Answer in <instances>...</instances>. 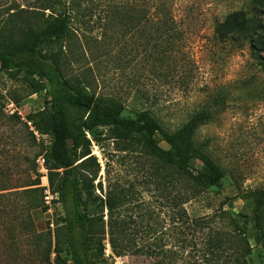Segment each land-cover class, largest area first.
Listing matches in <instances>:
<instances>
[{"label": "trees", "instance_id": "16d2710c", "mask_svg": "<svg viewBox=\"0 0 264 264\" xmlns=\"http://www.w3.org/2000/svg\"><path fill=\"white\" fill-rule=\"evenodd\" d=\"M177 1L121 0L122 4L108 7L124 11L125 22L135 21L129 29L136 28L141 33L138 55L142 62L148 64L152 60L159 69L169 71L180 86H185L195 78L196 62L188 50ZM253 2L260 4L258 0ZM28 3H12L0 19V70L12 78L24 73V77L35 81L34 93L45 90L46 81L50 89L44 109L26 118L18 111L7 113L0 94V264H96V251L104 254L103 240L107 235L118 256L169 258L168 264H251L256 250L264 258V183L243 186L240 172L224 162L215 144L203 137L201 141L197 135L201 126L210 124L226 110L227 92L224 91V97L221 92L210 93L189 113L188 121L173 132L167 131L150 109L139 112L135 118L123 116L120 99L97 95L88 90L90 82L69 76L63 68L73 36L80 43L83 39V51L105 48L102 42L107 34L106 23L82 32L81 38L75 33L79 31L75 28L76 17H82L77 20L80 23L87 22L86 18H92L100 4L95 0ZM253 17H248L244 10L229 12L215 22V35L222 42L251 37L254 47L264 26ZM96 44H102L101 48ZM262 72L263 76L257 79L260 85L264 83V68ZM245 77L238 79L242 82L238 93L250 89L251 82ZM140 93L148 102L152 101L146 91ZM70 108L84 111L87 118L80 123L72 121ZM85 124L110 126L118 138L141 136L156 163L152 175L158 176L160 186L167 190L165 181H171L172 174L188 183L186 191L174 196L177 216L172 219L187 237L181 241L192 244L188 254L181 249L164 248L158 235L133 233L119 210L126 201L124 192H111L105 198L94 195L100 164L85 138ZM44 136L51 137L49 146ZM163 141L168 148L161 145ZM41 157L45 160L50 191L58 195L52 203L62 204L64 215L56 227L45 216V226L40 231L38 220L51 209L45 199L47 188L42 183L45 174L39 163ZM194 159L204 168H193ZM229 172L233 173L237 195L247 211L233 215L221 208L213 216L190 217L182 205L203 189L219 184ZM94 207L107 209L108 220L94 213ZM215 217L223 220L221 226L215 224ZM15 220L19 221L18 229L13 233ZM17 245L22 246L21 250Z\"/></svg>", "mask_w": 264, "mask_h": 264}, {"label": "rangeland", "instance_id": "374dc122", "mask_svg": "<svg viewBox=\"0 0 264 264\" xmlns=\"http://www.w3.org/2000/svg\"><path fill=\"white\" fill-rule=\"evenodd\" d=\"M33 1L0 0V19L12 3L25 6ZM95 2L100 6L92 18H86L87 22L80 23L77 20H82V17H76L75 28H79V31L75 30V33L81 38L82 32L106 23L104 29L107 34L102 42L105 48H95L94 52L83 51V39L80 43L73 36L70 41L72 46L64 61L65 73L86 79L91 84L88 90L97 95L120 99L123 103V116L135 118L139 112L150 109L170 132L186 123L189 113L207 100L210 93L221 92L224 97L226 91V110L210 124L201 126L197 135L201 141L203 137L215 144L224 162L233 171L240 172L239 179L243 186L249 188L264 183V83L260 85L257 81L258 77L263 76L264 33L255 38L254 47L250 43L251 37L239 36L235 42H222L215 35V22L234 10H244L248 17L254 14L253 19L258 23L261 20L264 26V0H258L260 4H254L253 0L177 1L179 15L185 24L188 50L196 62L195 78L185 86H180L169 71L159 69L152 60H148V64L142 62L143 59L138 55L141 33L136 28L129 29L135 26V21L125 22L122 10H109V5L114 8L121 0ZM256 8L261 12L256 11ZM101 45L96 44V47L101 48ZM244 76H247L245 79L251 82V86L241 94L238 91L242 82H238V79ZM34 84L35 81L24 77V73L12 78L0 70V94L7 113L18 111L26 118L44 109L50 84L46 81L47 88L36 93ZM142 91L152 96L151 102L140 93ZM87 116L84 111L70 108V119L74 122L80 123ZM84 130L90 150L100 164L94 182V195L105 198L111 192H124L126 201L119 210L128 220L133 233L158 235L162 237L164 248L181 249L188 254L192 244L181 241L187 237L172 221L177 216L174 196L186 191L188 183L172 174L169 177L171 181H165L168 184L167 190L160 186L158 176L152 175L156 163L147 152L141 136L118 138L110 126L102 124H85ZM44 139L49 146L51 137L44 136ZM161 145L169 147L164 141ZM81 150L82 147L78 152ZM191 165L198 170L204 168L196 159L191 161ZM42 172L45 174L42 178L43 186L50 189L47 170L42 168ZM237 194L233 173L229 172L219 184L203 189L197 197L182 206L192 218L213 216L221 208L237 215L247 211L244 201ZM50 206L49 213L38 220L40 231L45 226V216L52 219L55 227L61 223L64 215L62 204L51 202ZM93 212L104 215L105 221L108 220L107 209L94 207ZM18 222H12L13 233L18 229ZM214 222L217 226L223 224L219 217H215ZM103 244L104 254L96 251V264L170 263L169 258H147L133 254L118 256L111 248L108 235ZM21 247L18 246V250ZM251 264H264V258L257 250L251 256Z\"/></svg>", "mask_w": 264, "mask_h": 264}, {"label": "built area", "instance_id": "2783aa9c", "mask_svg": "<svg viewBox=\"0 0 264 264\" xmlns=\"http://www.w3.org/2000/svg\"><path fill=\"white\" fill-rule=\"evenodd\" d=\"M44 161H45L44 158H42V157L39 158V163H40V165H41L42 168H44ZM53 198H58V195L57 194H55V195L52 194L51 191H50V189L48 188L46 190V196H45V199H46L47 204L51 205V202H52V199ZM51 226L54 227V223H52Z\"/></svg>", "mask_w": 264, "mask_h": 264}]
</instances>
